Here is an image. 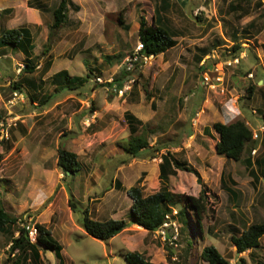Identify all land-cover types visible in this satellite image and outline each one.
<instances>
[{"label": "rangeland", "instance_id": "rangeland-1", "mask_svg": "<svg viewBox=\"0 0 264 264\" xmlns=\"http://www.w3.org/2000/svg\"><path fill=\"white\" fill-rule=\"evenodd\" d=\"M168 1L166 17L177 31V44L165 54L143 59L132 57L140 50L141 16L152 23L163 0H76L82 4L74 3L80 9L70 6V22L53 33L49 43L51 49L59 47L56 53H65L67 58L61 62H67L69 74L88 78L83 87H54L52 79L42 80L38 70L26 72L24 58L0 59V114L12 124L10 137L0 144V207L18 217L20 225L45 224L63 248L64 264H130L125 254L134 250H151L155 264H209L201 257L209 245L216 246L230 264H264V237L260 247L243 253L237 252L231 239L249 225L264 222V197L256 193L264 177V145L253 154L262 158L260 164L247 166L244 160L218 155L215 141L205 137L217 134L215 122L247 119L255 130L263 122L259 110L264 109V81L260 83L264 80V4H259L261 0L245 3L244 13L242 8L230 9L233 0ZM41 2L53 22L52 10L60 1ZM236 40L242 50L234 53ZM106 55L114 57L108 60ZM124 69L132 74L125 78L122 88L126 90L121 94L118 85L106 84ZM206 72L213 86L205 83ZM14 82L22 84L17 89L22 99L13 105ZM251 84L256 90L248 98ZM46 96L50 100L43 104ZM127 111L154 132L148 134L153 149L138 158L128 157L123 148L130 137ZM61 144L78 154L82 168L76 175L58 167ZM159 146L165 147L160 153ZM167 149L195 168L203 180L200 184L194 173L177 170L170 177L173 192L198 196L207 187L202 230L194 214L187 213L184 230L181 221L172 220L180 233L177 240L172 238L177 247L136 224L108 241L90 235L83 224L86 208L95 220L130 221L133 200L127 189L140 178L146 195L160 189L156 167ZM249 154L243 158L253 156ZM118 181L123 188L119 189ZM229 188L236 191V203ZM253 200L261 205L252 206ZM70 202L77 209L73 211ZM183 207L180 200L169 217L177 216ZM18 228L0 231V264H14L10 247ZM59 262L53 250L42 249L39 264Z\"/></svg>", "mask_w": 264, "mask_h": 264}, {"label": "trees", "instance_id": "trees-1", "mask_svg": "<svg viewBox=\"0 0 264 264\" xmlns=\"http://www.w3.org/2000/svg\"><path fill=\"white\" fill-rule=\"evenodd\" d=\"M252 0H233L230 4V9L233 11L244 9L243 4L251 3ZM259 4H264L259 1ZM33 5V4H31ZM43 7V4H41ZM74 6L76 10L80 7L76 6L72 0H60L58 6L53 10L54 21L50 26V38L53 37L58 29L63 27L69 21V8ZM170 2L163 0L162 4L155 8L154 20L149 23L147 18L143 15L140 19L139 40L143 45L137 53H132V57L143 59L144 57L158 56L165 54L177 44V31H175L169 24L166 17V12L170 9ZM246 13V11L244 12ZM122 23V17H119ZM252 25V24H251ZM2 46H15L20 49H25L29 54L34 48L32 44V37L27 28L8 29L2 33L0 38ZM50 43L47 45L49 47ZM51 46V45H50ZM233 52L242 50V44L236 40ZM25 52V53H26ZM114 56L106 55L105 58L111 60ZM52 60L45 63V66H50ZM139 64L137 60L135 62ZM203 68V67H202ZM36 64L33 59H29L25 63L24 70L26 72H34ZM204 69V68H203ZM132 74L131 70L124 69L121 75L114 78L112 82H107L106 85L114 87L119 86L122 89L125 78ZM54 81L60 82L64 90H73L78 87H83L88 81L87 77L70 76L67 71H62L55 75ZM264 81V80H263ZM15 90L22 88V84L13 83ZM256 90V85L251 84L247 88V97L252 98ZM47 97V96H46ZM50 100L47 97L43 104ZM260 117L264 123V109H260ZM3 115L0 114V121ZM125 119L130 131V137L123 145L125 154L130 158H138L144 151L152 150L148 134L154 133L146 124L143 123L134 113L127 111ZM215 131L219 134V141L216 144V153L224 156L227 159L234 161H243V156L246 151L247 144L253 140V130L248 125L246 120L238 119L231 123L215 122L213 124ZM0 140V144L2 143ZM165 147L159 146L156 151L159 153ZM160 163V182L161 187L158 191L146 195L141 185L142 178L137 184L127 189L128 196L133 200L130 213V221L122 219L109 218L106 220H95L91 217L90 210H84L83 224L86 231L102 241H108L115 236L126 231L129 226L136 224L143 227L150 233H154L164 226L165 223L175 219L181 223V229L187 228V213H193L196 217V223L200 230H202V220L207 212L208 190L203 186L198 196L177 194L170 189V177L177 174V170H184L194 173L197 176L198 182L203 184L200 173L187 163L179 161L172 152L167 149L166 152L161 153ZM3 160V155L0 153V163ZM247 166H250V160L244 161ZM120 163H125L122 159ZM58 167L65 173L70 172L71 175H76L82 168L78 158V154L69 150L65 145H60L58 148ZM119 189L123 188L121 182H117ZM184 201V207L177 216L169 217L173 210V206ZM70 206L74 211L77 205L70 202ZM18 225V234H13L11 240L10 254L15 255L14 264H39L41 260V251L46 248L53 250L56 257L60 260L59 264H64L62 257V246L52 236L50 229L45 224H36L38 229L37 240L33 242L29 236V231L26 228L27 224H19V218L8 213L4 208L0 207V231L10 232L13 226ZM264 237V222L253 223L249 225L239 235L232 236L233 245L236 246L238 253H243L248 250H254L261 245V239ZM130 264H155L143 253L138 251H128L125 254ZM201 257L209 264H230L221 252L214 245L205 246L202 250Z\"/></svg>", "mask_w": 264, "mask_h": 264}, {"label": "crops", "instance_id": "crops-1", "mask_svg": "<svg viewBox=\"0 0 264 264\" xmlns=\"http://www.w3.org/2000/svg\"><path fill=\"white\" fill-rule=\"evenodd\" d=\"M3 1L5 4L0 5V11H1L0 16L2 15L0 17V38L2 36V33L5 30L27 28L30 32L31 37H32V44L34 45V48L32 51L30 49L29 54H27L25 49L23 50V49H20L19 47L18 48L15 47V46H2L0 44V59L1 58L2 59L3 58L4 59L5 58H11L13 60L14 59L16 60V58L22 57V58H24L25 62H27L29 59H33L34 63L36 64V69L34 71L38 70V74L40 75L42 80H47L50 78V79H52V83H54V87H57L56 85H61L60 82L54 81V78H55V75H57L58 73H60L62 71H67L69 73V70L66 67L67 62H61V59H64V58L66 59L67 57L65 56V53H63V54L56 53V51H57L56 49L59 47H54L53 49H51V46L47 47V45L49 44V41H50L49 40L50 32H51L50 26L53 23L51 20H49L48 16H46V14H45V11L48 8H46L45 6L42 7L41 4H43V2H41V0H3ZM75 1H74V3H76ZM31 4H33V5H31ZM77 5H79V4H77ZM80 5H82V4L80 3ZM81 10H82V7H81ZM50 22H52V23H50ZM69 22H70V19H69L68 23ZM59 36L61 37V39H60L58 45H61V43L63 42V35L59 34ZM50 45H52V44H50ZM41 48H43V49L40 51ZM35 59H36V61H35ZM49 60H52V63L50 66L47 67V66H45V63ZM70 64H71V61L69 60V65ZM69 75L73 77V75H71V74H69ZM76 76H79V75H76ZM25 81L31 87H33V88L36 87V85L34 84V82L32 80H30V81L25 80ZM262 82H263V80L260 81V83H262ZM30 99L33 102L36 101V98L33 95L30 96ZM252 112L255 115H257L256 110H253ZM244 120H246L248 125L251 127V122L248 121L247 119H244ZM261 121L262 120L260 117V123H261ZM231 122H234V121H230V122L224 121L223 123H231ZM262 125H263V122L261 124H259L258 126L261 127ZM206 130H209V129L206 128ZM252 130L254 131L255 129H252ZM212 135H213V137H209L206 135H205V137L211 138L212 140H214L215 141V148H216V144L220 139L219 134L217 133L215 135L212 132ZM263 145H264V135L261 134L259 139L253 138V140L247 144L246 151H245L244 155L246 154V152H249L251 155H253L252 151L253 150L258 151L259 149L262 148ZM255 157H256V155H253V156L245 157V158H243V160L244 161L250 160L251 161L250 166H257L262 161V158L256 159ZM223 159H225V158H223ZM161 161H162V159H161ZM156 172L160 175V163L156 167ZM228 178L231 179L230 176ZM233 182L236 183V180H233ZM229 191L232 194V201L234 203H236V201H237L236 191L232 190L231 188H229ZM260 192L262 193L261 195L264 197V177L263 176H261V178H260L259 188H258V191L256 193L260 194ZM253 202H254V204L252 206H255V204L257 202L255 200H253L252 203ZM257 205L258 206L261 205V202H258ZM263 205H264V201H263ZM133 225H135V224H133ZM138 252L143 253L152 262L157 263L156 258L153 255V253L151 252V250H149V251L145 250L144 252L138 251Z\"/></svg>", "mask_w": 264, "mask_h": 264}, {"label": "built area", "instance_id": "built-area-1", "mask_svg": "<svg viewBox=\"0 0 264 264\" xmlns=\"http://www.w3.org/2000/svg\"><path fill=\"white\" fill-rule=\"evenodd\" d=\"M264 3V0H261ZM142 44H140V49L142 48ZM24 68V67H23ZM22 69V68H21ZM99 80H101L100 78H98ZM204 80L205 83H207L210 86L212 83H210L211 77L209 76V74L206 72L204 73ZM126 90V88H125ZM125 90L120 89L119 91L121 92V94H124ZM18 99L21 100L22 99V94L18 92V90H15L13 93V98L10 101L11 104H16L18 102ZM12 126L11 123H8L7 120L2 119L0 121V139L4 140V139H8L10 137V132H9V128ZM263 134L264 135V125H262L259 130H255L253 133V137L255 139H258L260 137V135ZM253 154L257 153V150H253L252 152ZM167 227H170L173 229V231L175 232L174 235H170V232L167 231ZM27 230L29 231V236L31 238V240L33 242H35L37 240V236H38V229L36 227V225H31V224H27L26 225ZM161 240L165 243H170L172 246L177 247L178 244L175 243L174 239L177 240L178 236H179V229L178 227L172 222H168L165 223L163 227H161L157 232H156ZM174 238V239H172Z\"/></svg>", "mask_w": 264, "mask_h": 264}, {"label": "clouds", "instance_id": "clouds-1", "mask_svg": "<svg viewBox=\"0 0 264 264\" xmlns=\"http://www.w3.org/2000/svg\"><path fill=\"white\" fill-rule=\"evenodd\" d=\"M3 119H4V118H3ZM263 125H264V123H263ZM254 131H255V130H254ZM254 131H253V133H254ZM253 138H254V137H253ZM254 139H255V138H254ZM258 139H259V138H258ZM252 152H253V151H252ZM252 154H253V153H252ZM170 222H172V220H171ZM157 231H158V230H157ZM157 231H156V232H157ZM179 235H180V233H179Z\"/></svg>", "mask_w": 264, "mask_h": 264}, {"label": "water", "instance_id": "water-1", "mask_svg": "<svg viewBox=\"0 0 264 264\" xmlns=\"http://www.w3.org/2000/svg\"><path fill=\"white\" fill-rule=\"evenodd\" d=\"M66 174H70V172H66ZM46 249V248H45Z\"/></svg>", "mask_w": 264, "mask_h": 264}]
</instances>
